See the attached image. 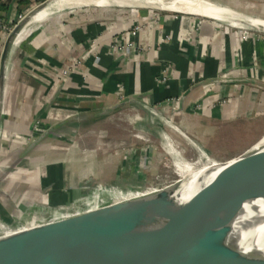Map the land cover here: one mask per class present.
Here are the masks:
<instances>
[{
	"label": "crops",
	"instance_id": "crops-1",
	"mask_svg": "<svg viewBox=\"0 0 264 264\" xmlns=\"http://www.w3.org/2000/svg\"><path fill=\"white\" fill-rule=\"evenodd\" d=\"M11 1L8 27L18 14ZM206 1L225 12L209 16L151 0L58 10L10 44L0 155L14 159L58 127L5 176L0 209L21 200L26 205L13 208L21 213L50 201L67 207L91 189L147 184L157 172L146 160L167 129L210 151L223 126H264V0ZM135 110L151 145L130 134L105 140L112 113ZM161 116L174 128H164ZM157 128L153 138L148 132Z\"/></svg>",
	"mask_w": 264,
	"mask_h": 264
},
{
	"label": "water",
	"instance_id": "water-1",
	"mask_svg": "<svg viewBox=\"0 0 264 264\" xmlns=\"http://www.w3.org/2000/svg\"><path fill=\"white\" fill-rule=\"evenodd\" d=\"M52 1L47 0L26 13L2 43L0 115L9 46L29 20ZM132 4L149 6L135 1ZM117 107L102 113H110ZM57 127L29 142L7 170ZM263 137L264 134L235 155L215 160L221 169L184 197L178 194V189L189 172L185 175L176 172L174 176L115 191L113 195L66 210L60 216L1 225L0 264H108L140 246L164 239L171 240L178 250H188L182 264H264L263 253L245 252L238 242L229 239L242 206L255 201L264 204V148H255Z\"/></svg>",
	"mask_w": 264,
	"mask_h": 264
},
{
	"label": "rangeland",
	"instance_id": "rangeland-1",
	"mask_svg": "<svg viewBox=\"0 0 264 264\" xmlns=\"http://www.w3.org/2000/svg\"><path fill=\"white\" fill-rule=\"evenodd\" d=\"M44 3V2H42ZM41 3V4H42ZM39 5V4H38ZM37 5V6H38ZM34 7H30L28 9H26L25 11H23L21 13V17L17 16L15 18V20L10 24L6 34L3 37V40L5 39V37L7 36L8 32L10 31V29L13 27V25L19 21L26 13L30 12V10H32ZM76 8V7H75ZM74 8V9H75ZM73 9V8H71ZM69 9H61L60 12H64L67 11ZM58 11V10H57ZM34 21V19H33ZM31 21V23L33 22ZM31 23L29 25H31ZM2 40V42H3ZM2 42H0V50L2 49ZM138 110L135 111H115L114 113H112V115L110 116V119H108L109 121H107L106 123H104L105 125V132L104 133V138L105 140L111 139V138H116L117 136L120 135H124V134H130L131 137L134 136L135 138L139 139L141 141L140 145H147L150 144L149 142H146V137L142 134V129L144 128L143 126V121H142V113L141 112H137ZM158 113V112H157ZM133 116V118H132ZM145 117V115H144ZM151 117V116H150ZM163 117V122H161L162 126L164 128H171L169 127L167 124H165L164 120H166V118L164 116ZM146 122V120H144ZM164 124V125H163ZM103 125V126H104ZM172 126H174L171 123ZM263 123L259 124H254V125H241V126H235L234 124L230 125V126H223L222 128H219L220 131L218 134H215L213 137V141L211 142V148L210 151L205 150L204 148H202L201 146H197L194 145L192 142L190 141H186L184 139V137H180V136H176L175 131H168L165 132V137L160 139V144L159 142H156V139H154L155 141V148L154 151L155 152H151V156L152 158L149 157V159L146 160L147 162V167L150 168V171L152 172V168L153 171L157 172L154 175L150 176V182L155 180L156 178H161V177H166V176H174V174L176 172H178L176 170V167L173 165L175 162L178 163V159L182 158L187 162L190 163H195L196 161H199L200 164L206 162L205 159V153H207L210 158L214 159V160H222L225 157H229L232 155H235L238 151L244 149L245 147H247L248 145H250L251 143H253L258 137L259 135H261L262 133H264V126ZM167 126V127H166ZM156 132H152V129L149 130V134L154 138L155 135H159L160 132H158V128L156 129ZM168 133V134H167ZM135 134V135H134ZM172 134V137H171ZM162 137V136H161ZM176 137V138H175ZM152 138V139H153ZM144 139V140H143ZM163 139V140H162ZM175 142H174V140ZM168 140V141H167ZM169 146H173L175 148V150L177 151L176 153L173 152H169ZM226 150H228L226 152ZM182 151V152H181ZM223 152L224 156L223 158H215L216 156H219V154ZM154 153V154H153ZM6 154V152H5ZM180 156V157H179ZM186 157V158H185ZM24 159L21 158L17 161V166L19 165L18 163L20 161H22ZM13 161V158H10L7 155H0V203L3 202V198H2V183H3V179L5 178V176H7V174H9L11 172V169L7 170V166L10 165V162ZM180 163V162H179ZM182 165V164H181ZM180 172L182 173V175H185L184 172V166H179ZM183 171V172H182ZM186 171V170H185ZM6 173V175H5ZM12 173V172H11ZM152 176H156L155 178H151ZM200 179H206V181H208L209 179L203 177L202 175L196 174V173H189L187 179L180 185V188H184V186L186 187H190L188 185H192L194 182L200 180ZM185 187V188H186ZM102 190L107 191L108 189L105 188H101ZM99 187L94 189V190H90L88 192V194L90 195L93 192L99 191L101 190ZM115 192V191H113ZM113 192L111 190H109L108 192L102 193L99 197L97 196V198H92L94 197V195L92 196H87V198H83V199H77L75 201L76 204L73 205H66L67 207L62 206V204L59 203H54V201H50L44 204H40L39 206H37L38 209L34 210V208L28 212L25 213H21L20 211H16L13 208H18L21 206H25L27 201H18L17 202V206H5V209H0V222H6L9 223L11 222V217H19V219L21 221H27V220H33L36 218H46V217H54V216H60L61 214L65 213L66 210L75 208L77 206H80L82 204H86L88 202H91L93 200L102 198V197H106V196H110L113 195ZM55 205H60V207L55 208ZM65 205V204H64ZM71 207V208H69ZM8 208V209H6ZM16 214V215H15ZM11 215V216H10Z\"/></svg>",
	"mask_w": 264,
	"mask_h": 264
},
{
	"label": "bare ground",
	"instance_id": "bare-ground-1",
	"mask_svg": "<svg viewBox=\"0 0 264 264\" xmlns=\"http://www.w3.org/2000/svg\"><path fill=\"white\" fill-rule=\"evenodd\" d=\"M113 2H118V0H54L50 2L45 8L38 11L29 20V22L17 34L14 39V42H19L24 35L29 33L31 27L35 23L44 21L48 16H50L53 12L57 10L71 9L80 6H107L108 4H111ZM151 2H157L163 8L184 10L188 12H197L209 16L220 15L225 12L224 10L212 5L206 0H190L188 2H186V0H183L181 2L169 0L168 2H166V4L160 2V0H151ZM31 21L33 22L31 23ZM30 23L31 25H29ZM164 122L168 124L171 128H174L170 122L166 120H164ZM255 148H264V137L255 144ZM171 152L176 153L177 151L174 147L171 146ZM177 161L178 163L175 162L174 166L176 167V170L178 172H180L179 166L183 165V173L188 174V172H194L196 174L202 175L203 177L209 180L216 174L217 171L221 169V165H217L216 161L212 158L202 164H200L199 161H196L195 163H190L182 158H179ZM197 167L200 169H198L197 171H192L194 170V168ZM204 182H206V179H200L194 182L192 185H188L190 187L184 186V188H179L178 194H180L181 197H184L186 194H188L190 191H192ZM10 220L21 221L18 216L11 217ZM4 224H6V222H0V226ZM229 239L235 240L236 243L238 242V245L241 250L245 252L260 251L261 253H263L264 256V204L260 203L259 201L244 204L241 210L239 211L238 216L233 222V231L231 232ZM187 251V249L178 250L176 247H174V244L171 242V240L164 239L162 241H158L149 245L140 246L138 249L133 250L131 253L123 254L117 260L108 264H182L181 259Z\"/></svg>",
	"mask_w": 264,
	"mask_h": 264
},
{
	"label": "built area",
	"instance_id": "built-area-1",
	"mask_svg": "<svg viewBox=\"0 0 264 264\" xmlns=\"http://www.w3.org/2000/svg\"><path fill=\"white\" fill-rule=\"evenodd\" d=\"M1 1L5 2V1H7V0H1ZM15 1H17V0H15ZM45 1H47V0H30V4L27 5V6H24V7L21 9V11L18 12L17 16L21 17V13H22L23 11H25L26 9H28V8H30V7L37 6L38 4H41L42 2H45ZM0 26L2 27V31H3V33H6L9 27L6 26V25H1V21H0ZM193 144L196 145L195 143H193ZM196 146H197V145H196ZM205 154H206V155H205V159H206V161L209 160V159H211L209 156H207V155H208L207 153H205ZM173 165H175V164H173ZM105 192H108V191H105V190H99V191L93 192V193H94V197H92V198H97V196L99 197L102 193H105ZM91 195H92V193H91L90 195H87V196H91ZM87 196H82V197L79 198V199H83V198H85V197H87Z\"/></svg>",
	"mask_w": 264,
	"mask_h": 264
},
{
	"label": "trees",
	"instance_id": "trees-1",
	"mask_svg": "<svg viewBox=\"0 0 264 264\" xmlns=\"http://www.w3.org/2000/svg\"><path fill=\"white\" fill-rule=\"evenodd\" d=\"M12 2L11 0H7L5 2L0 0V12H2V14H0V21H1V25H5L6 20H5V16H4V12H6L9 8V3ZM30 4V0H17V13L21 11V8H23L24 6H27ZM1 32H2V27L0 26V38H1Z\"/></svg>",
	"mask_w": 264,
	"mask_h": 264
}]
</instances>
